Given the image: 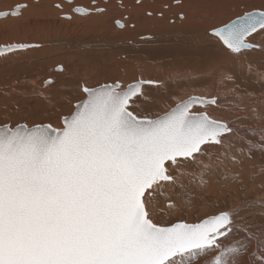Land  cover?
<instances>
[{
    "label": "snow or ice",
    "instance_id": "6c2138e0",
    "mask_svg": "<svg viewBox=\"0 0 264 264\" xmlns=\"http://www.w3.org/2000/svg\"><path fill=\"white\" fill-rule=\"evenodd\" d=\"M27 7L17 4L0 17H19ZM54 7L63 12L61 3ZM70 11L87 16L106 9L93 0L91 8L77 5ZM261 33L264 10L246 11L211 31L236 55L264 51V44L249 39ZM41 46L6 44L0 56ZM259 77L264 80V72ZM145 84L159 82L82 83L83 98L61 117L62 127L42 122L13 126L10 118L0 123V264H247L253 241L261 250L254 264H264V228L243 222L245 205L218 210L195 224L152 219L151 201L176 189L182 165L197 164L202 146H223L241 133L212 116L209 106L218 105L214 95L177 100L155 118L135 115L130 109L145 95ZM258 120L244 131L259 137L245 141L250 153L264 150V116ZM234 233L243 238L236 240Z\"/></svg>",
    "mask_w": 264,
    "mask_h": 264
},
{
    "label": "rangeland",
    "instance_id": "374dc122",
    "mask_svg": "<svg viewBox=\"0 0 264 264\" xmlns=\"http://www.w3.org/2000/svg\"><path fill=\"white\" fill-rule=\"evenodd\" d=\"M57 1L64 2L63 0ZM260 1L235 0L230 6L229 4L225 5L226 7L216 5V10L212 13L205 11L204 8H195L191 5H185L182 7L183 10L178 11L175 6L181 5L180 1H174L169 9L162 7L161 10H154L151 16L144 10L137 11L136 19L133 14L129 17L123 16L117 14L119 10L110 9L108 11L107 8L103 20L97 22L92 19L94 14L89 15L91 17L75 14V19H64L59 15L60 10L57 11L51 4L50 8L45 9L43 13H38V16L37 13H33V16L22 14V18L14 21L15 23L13 21L2 23L0 24V46L14 43H38L43 46L34 48L30 53L27 50L0 58V123L10 118L13 126L17 122H27L30 126L33 123L42 122L51 123L54 127H62L61 117L68 115L73 105L83 98L80 86L85 82L90 87L116 81L126 85L141 79L161 82L157 87L143 86L145 95L138 99L130 109L139 117L155 118L174 107L177 100L186 99L191 95L215 96L226 82L222 77L228 70L229 63L224 59L219 57L220 65L214 73L204 74L210 67L213 69L216 67L213 60L211 63L209 61L190 63V69L184 67L179 55H175L172 59L171 51L167 56L156 54H154L156 56L153 54L151 56L146 52H140L142 51L140 49L153 48L152 51H154L156 48L161 50L169 48L168 46H176L175 43L179 44V42L173 36L177 35L179 28L185 27L186 29L191 20L195 22V27L199 28V31L195 33L203 31L209 24L214 25L210 28L212 31L213 28L230 23L246 11L256 10L254 8L257 4L260 5ZM15 2L19 4L24 0H1L2 4L8 6L7 8ZM102 2L107 3L106 0ZM147 3H150V6L159 5L154 1ZM64 4L69 5L68 2ZM85 5L91 6L92 3L87 0ZM39 7L42 9L41 4ZM163 11L166 13L161 15ZM215 16L216 20H214ZM148 17L150 19L153 17L154 21H148ZM117 21L125 27H119ZM158 30L164 33L163 43L142 42L139 45H130L126 42L128 35L122 34L118 38L110 36L111 34L118 35V33L120 35L122 31L125 34L129 32L136 34L140 31ZM212 39L216 40L214 50L219 56V47L222 45L217 38L212 37ZM65 41L75 43L77 45L74 46L77 47L71 46V48L59 43ZM198 42L196 47L187 46L183 49L203 50L204 47L213 45L212 42L205 44L200 40ZM262 55L264 54H260L262 58L253 61L254 64L260 65V68L257 69L258 73L255 78H249L250 84H253L252 87L239 90L241 94L263 89L264 82L258 78L259 73L264 72V56ZM234 65L236 68L237 63ZM59 66H63L64 71H59ZM193 72L203 75L192 77ZM49 78L53 83L46 85L44 82ZM230 102L232 101H227V106L238 107ZM196 110L202 111L203 109L197 108ZM231 124L233 126V122ZM239 131L242 132V130ZM243 138L242 141L259 140V137L250 135L243 136ZM231 143L235 147L233 152L244 156L239 165H229L230 162L237 163L236 156L235 159L227 158V155L224 156L218 149L212 151L207 145L202 146L204 154L197 157V164L188 163L181 166L180 171L184 175L176 189H167L163 196L157 195L156 199L151 201L149 211L152 213V219L162 224L177 221L195 224L206 216L215 214L218 210L246 206L250 202H256L257 206L247 207L241 213L244 218L243 222L256 229L264 228V205L260 204L264 201V150L257 147L250 153L247 146L237 148L239 142ZM205 165L208 167L205 168ZM254 187L256 190L253 189ZM169 202L175 203L176 207L168 209ZM233 235L236 240L243 238L241 233ZM260 251L257 241H253L249 246V252L254 255L246 257V260H251L249 264H254L260 256ZM201 264H203L202 261Z\"/></svg>",
    "mask_w": 264,
    "mask_h": 264
},
{
    "label": "bare ground",
    "instance_id": "6f19581e",
    "mask_svg": "<svg viewBox=\"0 0 264 264\" xmlns=\"http://www.w3.org/2000/svg\"><path fill=\"white\" fill-rule=\"evenodd\" d=\"M33 1H35L37 3H34ZM56 1L57 0H51V1H48V0H24V2H21L19 4H28L29 5V7L22 10V14H26V15L29 14V15L33 16L32 15L33 13H37V16H38V13H43L45 9L50 8L51 4H52V6H54L56 3H61L63 5V12L60 11L59 15L62 18H64L65 14H67L68 16H71V18H74V19L76 17L75 14H77V13H73L71 11L69 13V9H70L69 7L79 5V6H84V7L87 6V7L91 8L93 6V0H88L92 3L91 6L85 5V2L87 0H73L72 5L64 4V2H68V0H63L64 2H59V1L56 2ZM102 1L103 0H95V5L99 6V7H103L105 9L108 8V11L110 9H114L116 11L119 10L117 12V14H121L123 16L126 15L128 17L132 16V14L135 16L136 12L140 11V10H144L146 12H151L153 15L154 10H158V9L161 10L162 7H166L167 9H169L170 4L174 1H180L181 5L175 6V8L178 11L183 10L182 7H185V5H191L195 8H204L205 11H208V12L211 11V13L214 12V10H216L215 9L216 5L217 6L220 5L218 7H222V6L229 4V6H230V5H232L233 2H235V0H141V2L139 4H136V0H106L107 3H103ZM148 1H154L159 5L150 6L151 4L147 3ZM17 4L18 3H16V2L14 4L12 3V5H10L11 7L7 8L8 6L5 4H2L1 0H0V12H5V11L9 12ZM39 4H41V7L43 10L39 7ZM193 7H191V8H193ZM4 8H7V9H4ZM254 9L264 10V0H261L260 5L257 4V6ZM2 10H4V11H2ZM47 12H48V10H47ZM142 12H140V13H142ZM104 13L103 14H97V15L95 13H93L94 17L92 19H94L95 22L101 21V20H103L102 18L104 17ZM165 13H166L165 11L162 12V14H165ZM22 14L19 17H15V18L12 16L2 17V18H0V24H2V23L5 24V22H10V21L16 22L19 18H22L21 17ZM190 14H191V12H190ZM235 15H237V14H235ZM87 16H89V15H87ZM145 16H146V14H145ZM216 16H218V15H216ZM216 16H215L214 20H216ZM47 17L48 16H46V18ZM89 17H91V16H89ZM152 18L151 19L149 18L148 21H150V22L154 21V19H152ZM12 19H15V20H12ZM64 19H67V18H64ZM135 19H136V16H135ZM12 26H14V25H12ZM212 26L214 27V25L209 24V26L206 27L203 31H201L199 33H195L196 31H199V28L195 27V22H193L191 20V22L189 23V25L187 26L186 29H185V27L179 28L177 30L178 31L177 35L173 36V37H176L177 41L179 42V44L175 43L176 46H168L169 48L161 49V50H158L156 48L157 51H155L156 49L154 51H152L153 48L150 49V48L142 47V48H146V49H140V50H142L140 52H146V53H148V55L149 54L150 55L156 54V55H160V56L161 55L167 56L168 52L171 51L172 59H174L175 55H179L180 60H182L184 63V67H189V68H190V63H199V62H206V61H209V63H211V61L213 60L216 63V67L214 69L210 67L204 74L214 73V71L218 68V65H220L219 64V57H220V59H224L227 63H229L228 70H226L224 72L225 74H223L224 76L222 77V79H224V81H226V82L223 83V87L220 90H218L217 94L215 95L218 97V105L209 106L208 110L211 112L212 116L215 118L231 121V123L233 122V126L236 129L242 130L241 136L247 137V135H244L245 129H248L249 127H252V126L256 125L257 123H259L258 117L264 116V87L262 90L249 92L247 94H241L239 92V90L252 87L253 84H250L249 78H255V75L258 73L257 69L260 68V65L254 64L253 61L262 58V57H260V54H264V51H261L260 49H253V50L245 51L240 55H236V54H232V53L228 52L222 46H220L219 47L220 55L218 56V54L214 50V42L216 43V40L212 39L213 36L210 34V32H211L210 28ZM131 28H132V26H131ZM122 34L124 36L128 35L126 38V42L128 44L139 45L142 42H145V43H148V42L160 43L161 42V43H163V34L164 33L161 30H158V31H152V32L140 31L139 33H136V34H135V32H131V33L129 32V34H125L122 31L120 35L118 33V35L111 34L110 36L118 38ZM133 34H135V35H133ZM199 34H201L202 36H200ZM106 37H108V36H106ZM203 38H205V39L203 40ZM188 39H191V40H188ZM192 39H193V41H192ZM249 39L253 43L264 44V33L254 34ZM198 40L203 42V44L208 43V42H212L213 45L208 46V47H204L203 50L199 49V48H196L193 50L190 48L183 49L184 47H187V46L196 47V45L199 44ZM59 43L70 46V47L77 45V44L69 42V41L68 42H66V41L65 42H59ZM122 43H124V42H122ZM76 47L77 46H74V48H76ZM125 47H127V46H125ZM27 50H28V53H30V52H33L32 50H34V48L23 50V52H25ZM19 52H22V51H19ZM9 54H12V53H9ZM6 55H8V54H6ZM156 55H154V56H156ZM262 56H264V55H262ZM1 57H4V56H0V58ZM257 62H259V61H257ZM164 63H163V65H164ZM235 63H237L236 68H234ZM217 71H219V69ZM186 72L192 73L191 71H186ZM200 75H203V74L193 72V74L191 76L197 77ZM225 77H231V79H226ZM258 78L260 79L259 75H258ZM260 81L264 82V80H261V79H260ZM160 83L159 84H153V86L157 87L160 85ZM33 84H34V82H33ZM34 86H35V84H34ZM143 86H150V85H143ZM228 86H231L234 89L231 87H228ZM256 88H257V86H256ZM236 90H238V92ZM34 92H36V91H34ZM246 99H248V100L244 102V100H246ZM227 101H232V102H230V104L233 103L235 106H237V101H240V103H239L238 107L231 108L229 105L227 106V104H228ZM242 101H243V103H241ZM241 136L240 137L239 136L229 137L228 139L225 140L223 146H218V145L208 146L207 145V147L209 150H212V151H215L218 149V150H220L221 154H223L224 156L227 155V158H230V157H233V154H234L233 151L235 148L231 142H233V143L239 142V145H237V148H239V147L245 148L246 147V143H245V141L241 140ZM235 156L237 157L236 158L237 163L230 162V164H229L230 166L239 165L241 160L244 159V156L240 155V153L235 152ZM253 189L256 190L255 187ZM245 209H247V205H246ZM248 260H247V264L251 263V260L250 259H248Z\"/></svg>",
    "mask_w": 264,
    "mask_h": 264
},
{
    "label": "water",
    "instance_id": "95a60500",
    "mask_svg": "<svg viewBox=\"0 0 264 264\" xmlns=\"http://www.w3.org/2000/svg\"><path fill=\"white\" fill-rule=\"evenodd\" d=\"M5 12H7V11H5ZM9 12H10V11H9ZM0 18H2V17H0ZM210 34H211V32H210ZM1 46H3V45H1ZM20 51H23V50H20ZM18 52H19V51H18ZM138 81H139V80H138ZM132 83H133V82H132ZM145 85H153V84H145ZM75 104H76V103H75ZM75 104H74V105H75ZM74 105H73V106H74ZM61 124H62V123H61Z\"/></svg>",
    "mask_w": 264,
    "mask_h": 264
}]
</instances>
